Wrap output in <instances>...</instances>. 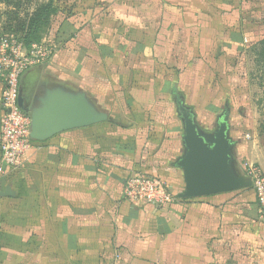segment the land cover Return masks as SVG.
Masks as SVG:
<instances>
[{
	"label": "crops",
	"instance_id": "1",
	"mask_svg": "<svg viewBox=\"0 0 264 264\" xmlns=\"http://www.w3.org/2000/svg\"><path fill=\"white\" fill-rule=\"evenodd\" d=\"M63 2L49 37L57 53L20 79L24 106L63 87L85 93L113 121L34 141L24 162L3 168L0 194L10 186L15 196H0V264H264L250 176H264L259 135L230 133L234 169L248 188L180 200L174 166L184 150L175 98L202 129L218 121L232 92L226 54L264 35L252 21L255 0ZM2 91L0 81V117ZM134 173L165 181L174 202H127Z\"/></svg>",
	"mask_w": 264,
	"mask_h": 264
},
{
	"label": "water",
	"instance_id": "2",
	"mask_svg": "<svg viewBox=\"0 0 264 264\" xmlns=\"http://www.w3.org/2000/svg\"><path fill=\"white\" fill-rule=\"evenodd\" d=\"M38 104L27 109L19 91L18 106L30 118V139L44 142L66 131L113 121L107 113L99 111L83 92L63 87L46 89ZM178 116L183 125V153L174 166L182 174L183 191L180 200H192L236 192L251 186L244 175H238L233 165L232 150L235 142L230 135L227 113L218 117L215 128L203 130L191 109L183 100L176 102ZM14 197L11 187L0 194Z\"/></svg>",
	"mask_w": 264,
	"mask_h": 264
},
{
	"label": "built area",
	"instance_id": "3",
	"mask_svg": "<svg viewBox=\"0 0 264 264\" xmlns=\"http://www.w3.org/2000/svg\"><path fill=\"white\" fill-rule=\"evenodd\" d=\"M58 51L52 39H43L25 47L12 36L0 37V81L2 113L0 117V173L3 168L16 167L34 149L30 139V118L18 106L19 84L23 74L43 64ZM252 186L264 223V176L251 169ZM124 198L135 206L162 209L174 202L165 181L143 173L130 175L124 184ZM118 258V256H117Z\"/></svg>",
	"mask_w": 264,
	"mask_h": 264
},
{
	"label": "rangeland",
	"instance_id": "4",
	"mask_svg": "<svg viewBox=\"0 0 264 264\" xmlns=\"http://www.w3.org/2000/svg\"><path fill=\"white\" fill-rule=\"evenodd\" d=\"M62 1L63 4L64 0ZM66 1V0H65ZM49 0H0V37L12 36L22 41L28 31L32 15L41 5H46ZM60 0H54L58 7ZM255 6L260 12H253L252 21L264 24V0H255ZM256 17V18H255ZM48 25L40 26L35 37L40 39L53 38L57 26L60 24L59 14L50 18ZM47 24V23H46ZM38 35V36H37ZM264 35L256 41H248L233 53H227L226 65L229 77V87L232 89L230 98L227 99L228 107L216 110L215 113H227L230 133H241L242 136L254 132L264 144ZM252 103L256 110V117L251 121L249 104ZM242 105V106H240ZM242 109L244 118L239 115ZM213 125L216 120H211ZM212 125V124H211ZM210 125V126H211ZM204 130V129H203Z\"/></svg>",
	"mask_w": 264,
	"mask_h": 264
},
{
	"label": "trees",
	"instance_id": "5",
	"mask_svg": "<svg viewBox=\"0 0 264 264\" xmlns=\"http://www.w3.org/2000/svg\"><path fill=\"white\" fill-rule=\"evenodd\" d=\"M57 12L58 9L54 6V0H49L46 5H41L38 7V9L32 15V18L30 19L29 24L27 26V35L23 39H21V42L25 47H29L33 43H39L42 41V39L35 37V34L38 33L40 26L44 27L45 25H48L49 21L51 20V16L56 15ZM214 125L205 127L203 129L211 131L215 128Z\"/></svg>",
	"mask_w": 264,
	"mask_h": 264
},
{
	"label": "flooded vegetation",
	"instance_id": "6",
	"mask_svg": "<svg viewBox=\"0 0 264 264\" xmlns=\"http://www.w3.org/2000/svg\"><path fill=\"white\" fill-rule=\"evenodd\" d=\"M175 100H176V102L178 101L176 98H175ZM217 122H218V121H217ZM217 122L215 123V125H214V126H216Z\"/></svg>",
	"mask_w": 264,
	"mask_h": 264
}]
</instances>
